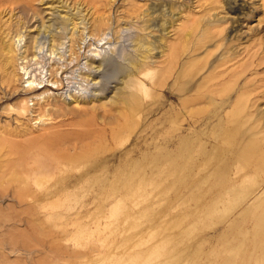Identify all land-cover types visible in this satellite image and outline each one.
Returning <instances> with one entry per match:
<instances>
[{
	"label": "rangeland",
	"instance_id": "1",
	"mask_svg": "<svg viewBox=\"0 0 264 264\" xmlns=\"http://www.w3.org/2000/svg\"><path fill=\"white\" fill-rule=\"evenodd\" d=\"M50 19L62 49L15 47ZM105 32L107 89L74 97ZM0 264H264V0H0Z\"/></svg>",
	"mask_w": 264,
	"mask_h": 264
},
{
	"label": "bare ground",
	"instance_id": "2",
	"mask_svg": "<svg viewBox=\"0 0 264 264\" xmlns=\"http://www.w3.org/2000/svg\"><path fill=\"white\" fill-rule=\"evenodd\" d=\"M21 2L22 0H17L18 4ZM164 5H165V2H159V3L152 4V6L150 7V10L152 11L150 12L157 11L160 14L162 12H166V11H163ZM235 8H236L235 11L238 12V11H241L243 7L237 4ZM5 9L7 8H4V10ZM81 22L85 23L84 21H81ZM55 24H56L55 21H53V19H50V24L46 28L43 22L42 23L43 28L38 27V32L36 34H32L31 36H29V39H26L25 35L17 34L18 38L16 37L13 40V44L18 50H20L22 42L25 43L28 40L29 44H31L30 46L32 47L34 46L35 49L41 50L42 45L45 44L43 42L44 41L43 36L46 37L48 35V32L52 31V34H50L49 36L50 41L53 42L52 47L56 46L62 49L63 46H65V42L62 40V38H64V35L62 33L55 32V28H54ZM74 26H76V24ZM153 26H154V23H152V19L149 17L145 19V24L144 26H142L143 33L142 34L136 33L135 35L130 36V39H131L130 44L133 47L131 50L134 51V54L131 55V57H129V64L128 66L124 68V74H125L124 81L120 84V86L115 88L114 95L117 94V92H121L125 90V88L128 87L127 84H133V83L138 82L139 79L137 78V75L138 77H143V76H146V73L149 71L148 67L151 66V62L146 61V60L151 58V55H152L151 53L153 50L161 48V45H157V43L151 39V37H154L156 38V40H158V36L153 33V30H155L156 28H161L162 31L168 30V27H166L164 24L156 26L155 28H153ZM111 27L112 26H109V28ZM232 31L234 30L232 29ZM81 39H83V36ZM47 42H49V40H47ZM91 44H93L94 47L89 48V50L87 51V55L85 56V59L87 60L83 64L79 65L77 69L74 70L72 77L70 76V78L72 79L71 82L73 83L72 89L70 90L71 93L75 94L74 97H80L83 100H85L89 96H93V92L96 90H100L101 92L103 91L102 93L106 91L107 88L102 86L100 82H92V80H89V76L95 77V76L101 75L102 74L101 67L102 66L104 67L106 65L107 59H109L110 57H113V54L115 52V45L113 44V37L110 34V32H105L102 35L98 36L96 38V41ZM71 50H72V46H71ZM74 50L79 58V51L76 49ZM28 51H29V48H28ZM26 52L27 50H24L23 54ZM92 63L94 64L97 63V66H93ZM126 77H128V79ZM54 78L55 77H53V79ZM53 79L49 81L52 82L53 84L58 82L57 78L55 80ZM35 80L36 79L30 78V77L26 80V82L29 83V86H31L32 89L34 87L33 84ZM39 83H42L41 79ZM47 86H50V85L45 84L43 87L39 86V87H36V88L34 87V88L39 90ZM77 101H79V99L75 100V102ZM77 104H79V102Z\"/></svg>",
	"mask_w": 264,
	"mask_h": 264
}]
</instances>
